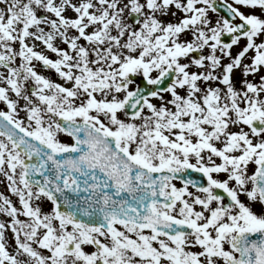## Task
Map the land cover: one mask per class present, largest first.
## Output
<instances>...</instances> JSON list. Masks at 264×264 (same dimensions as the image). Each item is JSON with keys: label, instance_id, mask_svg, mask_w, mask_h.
I'll use <instances>...</instances> for the list:
<instances>
[{"label": "snow or ice", "instance_id": "obj_1", "mask_svg": "<svg viewBox=\"0 0 264 264\" xmlns=\"http://www.w3.org/2000/svg\"><path fill=\"white\" fill-rule=\"evenodd\" d=\"M0 68V264H264V0H0Z\"/></svg>", "mask_w": 264, "mask_h": 264}, {"label": "rangeland", "instance_id": "obj_2", "mask_svg": "<svg viewBox=\"0 0 264 264\" xmlns=\"http://www.w3.org/2000/svg\"><path fill=\"white\" fill-rule=\"evenodd\" d=\"M211 13V12H210ZM211 14H214V13H211ZM244 43V41L242 40V42H241V44H243ZM235 47L233 48V52H235ZM45 51H47V50H45ZM207 51V49H205V52ZM50 57H52V58H54V56H53V54H51L50 52H48L47 53ZM227 58H225V60H226ZM36 68H37V71H39V72H41L42 74H44L45 76H48V77H50V78H52V79H54V80H56L57 82H61L60 81V79H59V77L58 76H56L55 74H54V71H52V70H44V69H41V65L39 64V62H37L36 63ZM0 71H3V69L2 68H0ZM250 79H251V77H250ZM21 116H23V113H21ZM217 162H219V161H217ZM5 184H6V181H4V179H3V177H0V192H5L6 194H7V192H6V188H5ZM12 199L15 201V197H12ZM20 219H25L23 216H21V217H19ZM4 219H6V217L5 216H3L2 214H0V221H2V220H4ZM7 236L9 237V244H11V242H12V233H11V231L9 230L8 232H7ZM10 250H12L11 248H10Z\"/></svg>", "mask_w": 264, "mask_h": 264}, {"label": "water", "instance_id": "obj_3", "mask_svg": "<svg viewBox=\"0 0 264 264\" xmlns=\"http://www.w3.org/2000/svg\"><path fill=\"white\" fill-rule=\"evenodd\" d=\"M221 11H222L224 14H227V11H226V10L222 9Z\"/></svg>", "mask_w": 264, "mask_h": 264}, {"label": "flooded vegetation", "instance_id": "obj_4", "mask_svg": "<svg viewBox=\"0 0 264 264\" xmlns=\"http://www.w3.org/2000/svg\"><path fill=\"white\" fill-rule=\"evenodd\" d=\"M241 199H243V197H241Z\"/></svg>", "mask_w": 264, "mask_h": 264}]
</instances>
